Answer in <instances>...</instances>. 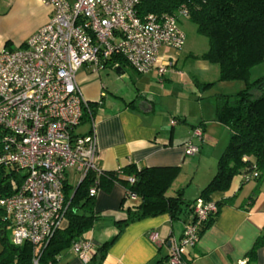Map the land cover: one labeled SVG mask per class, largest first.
Segmentation results:
<instances>
[{"label": "built area", "instance_id": "obj_1", "mask_svg": "<svg viewBox=\"0 0 264 264\" xmlns=\"http://www.w3.org/2000/svg\"><path fill=\"white\" fill-rule=\"evenodd\" d=\"M41 1L50 8L47 21L21 46L0 50V167L24 173L18 189L0 197V207L11 221V243L35 247L65 220L66 173L72 171L79 182L89 172L101 171L93 131H77L84 111H89L77 70L117 68L120 58L136 73L156 69L161 76L174 60L168 56L159 64L160 50L177 52L186 40L175 16H140L136 9L141 0ZM193 137L201 139V127H194ZM183 146L185 155L198 152L192 141ZM88 193L95 195L97 189L91 187ZM216 211L210 198L193 201L180 237L169 247L168 264H187L188 250ZM147 237L158 240L153 230ZM70 250L84 263L93 246L85 234Z\"/></svg>", "mask_w": 264, "mask_h": 264}, {"label": "crops", "instance_id": "obj_2", "mask_svg": "<svg viewBox=\"0 0 264 264\" xmlns=\"http://www.w3.org/2000/svg\"><path fill=\"white\" fill-rule=\"evenodd\" d=\"M49 13V6L41 0H0V50L21 46L47 21ZM7 42L13 48H6ZM170 51L160 50L159 64L168 61ZM177 54L173 65L167 66L161 76L156 69L135 73L134 91L123 93L103 80L109 77L111 66L99 72L87 66L79 68L76 81L84 97L94 105V111L90 119L81 121L77 131H93L97 164L103 171L117 170L128 163L136 167L178 166L179 172L166 195L172 196L181 189L184 199L193 201L214 175L217 159L228 140V130L215 118V95L233 93L217 87L218 68L199 58L201 53L180 50ZM190 60L199 72L205 71V79L198 78L190 68L184 69ZM260 65L251 68L250 78L264 74V70L257 69ZM114 70L119 76L123 74V66ZM196 126L202 129L201 139L193 137ZM187 141L197 144L196 154L185 155L183 145ZM66 181L74 186L78 179L68 171ZM255 190V200L250 203L249 196ZM125 193L118 183L108 191L97 190L93 210L99 219L86 233L93 250L115 233V220L124 215L119 206ZM209 198L222 204L188 250L187 264H264V246L257 249L254 261L247 262V252L264 230V180L257 186L254 180L246 181L238 173L227 190L215 191ZM136 203V197L125 199V204ZM185 220L172 221L162 213L127 224L101 264H168L169 247L180 237ZM66 224L65 219L61 228ZM152 230L158 235L156 242L147 237ZM60 263L80 261L69 250Z\"/></svg>", "mask_w": 264, "mask_h": 264}, {"label": "trees", "instance_id": "obj_3", "mask_svg": "<svg viewBox=\"0 0 264 264\" xmlns=\"http://www.w3.org/2000/svg\"><path fill=\"white\" fill-rule=\"evenodd\" d=\"M136 11L140 16L167 13L178 21L188 19L195 25L196 33L207 39V49L199 58L217 66L216 81L242 80L244 83L233 94L215 95V118L226 127L229 135L217 159L215 173L198 197L208 199L215 191L227 190L238 173L246 181L254 180L258 186L264 180V74L250 78V70L264 63V0H141ZM182 11L186 15L182 16ZM117 60L121 67L126 65L122 59ZM88 108L82 120L93 115L94 105L88 102ZM178 172V166L136 167L128 163L117 170L89 172L74 186L65 181L67 224L55 229L48 240L37 247L29 242L11 243V221L0 207V264H61L72 243L83 238L99 219L93 210L95 195L88 193L91 187L108 191L114 183L120 184L126 191L119 206L124 215L115 220V233L95 246L89 259L80 264H101L108 248L131 222L162 213L172 221L187 220L196 198L193 201L184 199L181 189L172 196L166 195ZM23 177L20 170L0 167V197L14 193ZM256 192L249 196L250 203L255 200ZM130 196L138 198V203L125 204ZM215 203L217 211L201 232L219 211L222 202ZM262 246L264 230L247 252L248 263L254 261L257 249Z\"/></svg>", "mask_w": 264, "mask_h": 264}, {"label": "rangeland", "instance_id": "obj_4", "mask_svg": "<svg viewBox=\"0 0 264 264\" xmlns=\"http://www.w3.org/2000/svg\"><path fill=\"white\" fill-rule=\"evenodd\" d=\"M179 24L185 33L186 40H185V44L177 52L170 51V55H171L172 59L175 60L176 56H178L177 53H179L180 50H182L183 52H186V53L191 52L192 54H195V55H199L200 53L205 51L207 48V39L196 33L195 25L192 24L186 18H180ZM6 44L8 46L6 48H13V47H11L10 42H7ZM213 66H215L217 68L216 65H213ZM194 67H196V63L194 64V61L190 60L186 64L184 69L186 70V68H190V70L192 72H194L198 78L205 79V71L199 72ZM257 69L259 71L264 70V66L260 65ZM260 72H262V71H260ZM135 73L136 72L129 65L126 64L123 66V74L121 76L117 75L114 68H111L109 77L108 78L105 77V78H103V80H105L106 82H110L111 84H113L115 86V88H117V87L120 88V91H119L120 93L128 92L129 90L134 91L133 90L134 86L132 84V80H134L133 77H134ZM216 83H218L217 87L221 88L220 90H226L228 92L230 91L231 93L237 92L244 85L242 80L217 81ZM140 85L143 86V83L141 82ZM7 170H9V169H7ZM200 171H201V169L198 171L195 180L198 179ZM21 173H22V171H21ZM192 190H193V188H191L189 191H192ZM102 221H105V220H102ZM65 254L67 255V253H65Z\"/></svg>", "mask_w": 264, "mask_h": 264}, {"label": "water", "instance_id": "obj_5", "mask_svg": "<svg viewBox=\"0 0 264 264\" xmlns=\"http://www.w3.org/2000/svg\"><path fill=\"white\" fill-rule=\"evenodd\" d=\"M117 70V69H116Z\"/></svg>", "mask_w": 264, "mask_h": 264}]
</instances>
